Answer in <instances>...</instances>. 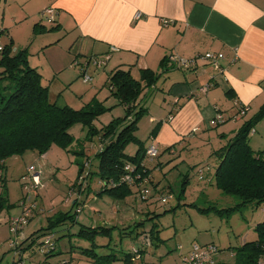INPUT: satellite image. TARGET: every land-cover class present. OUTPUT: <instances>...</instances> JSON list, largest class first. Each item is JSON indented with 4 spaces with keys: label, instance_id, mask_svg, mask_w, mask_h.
<instances>
[{
    "label": "rangeland",
    "instance_id": "374dc122",
    "mask_svg": "<svg viewBox=\"0 0 264 264\" xmlns=\"http://www.w3.org/2000/svg\"><path fill=\"white\" fill-rule=\"evenodd\" d=\"M140 17L137 18L135 14L133 19L137 20ZM40 18L39 16V20H42ZM6 21H8L6 26L10 29L7 28L6 34H0V45L2 47L8 45L9 38L14 36L16 41L11 45L10 52L22 51L21 45L29 41L30 28L19 29L24 26L15 25L7 18ZM164 21L168 20H162L163 24ZM42 22V26L52 29L51 24L54 22L49 20H42ZM13 31H15L14 34H11ZM38 33L40 35V29ZM38 43L40 41L30 43L29 48L35 50ZM61 47L62 50L68 51L66 41L61 43ZM54 50V55L49 51L50 59L55 57L61 62L67 59L59 48ZM113 54L116 52L111 53ZM106 56V52L101 53L100 56L92 55L90 59L70 54L67 59L68 69L61 68V71L57 73L53 68L42 70V83L48 85L50 96L59 106H69L80 110L96 102L95 105L101 104L105 107L107 110L100 113L98 119L92 123L94 127L107 125L115 119H121L123 122L119 127H123L130 124L131 119L126 118L125 109L118 105V101L113 96H110L111 93L106 83L108 72L119 60L116 55L112 62L107 61L104 65L103 60ZM115 59L117 62H114ZM128 67L123 68L130 69L135 79L139 78V73L132 67ZM210 68L218 72L217 69ZM0 72H2L1 68ZM85 78H88L87 82L84 81ZM161 82L159 78L153 87L145 89L139 95V103H142V108L147 113L139 119L137 135L145 138V146L150 144L146 139L152 131L147 116L152 114L156 121L169 122L168 117L172 114L171 111L179 107V104L174 106L173 98L162 91L163 83ZM11 85L10 79L0 80V94L8 95L12 91ZM6 86L9 89L5 90ZM175 114L174 112L173 115ZM244 117L237 116L239 120ZM224 119V124L231 123L230 121L233 120L226 119V117ZM164 125L158 127L155 140L153 139L158 152L154 160L160 165L153 167L150 171V183L146 185L148 199L142 202L137 198V192L130 194L124 198L125 200L111 197L98 198L91 194L87 198V192L90 190L83 188L87 186L86 179L82 183L78 182L79 168L91 160L92 165H96L97 150L95 148L98 141L95 136L91 140H86L88 128L79 123L74 124L69 131L73 140L67 150L60 145L53 144L42 156L27 151L22 156L5 159L2 165L4 167L0 169L2 174L0 179V264H58L61 259L67 257L69 259V256H74L73 264H91V259L80 254L77 248L72 252H64L45 260L44 256L38 253V242L34 243V246L25 248L22 252V262L19 260L20 256L16 257L13 254L14 250L9 244L20 242L27 234L47 225L48 218L58 210L66 213L69 211L73 216H75L73 213H76L75 220L77 221L76 224L66 223L52 230L51 233L59 237L68 230L70 233H77L80 225L101 229L113 227L109 233L97 235L96 244L99 249L95 250L101 255L113 253L116 259L111 261V264H182V257L188 254L194 243L214 245L217 248L216 253L213 254L215 263L233 264L237 249L242 247L243 243L257 239L255 227L257 223L264 221V203L258 206L246 205L243 208H237L238 198L224 194L214 183V169L219 162L215 157L216 150L224 145V142H220L217 136L219 125L202 124L199 129L193 128L190 134L182 136L176 143L168 134H165ZM232 128L235 129V126ZM254 129L264 130V116L252 127L249 137L255 134L259 136L258 132L254 133ZM223 132L229 133V127L223 129ZM77 148L84 151V155L79 156L71 151ZM127 148V150L133 149V145ZM135 151L136 149H133L128 152L135 153ZM208 166L211 167V171ZM31 167H34L35 172L40 174V184L37 187H34V184L26 178L29 174L28 169ZM88 168L89 166L84 167L83 176ZM89 184L90 188L98 189V179L95 177L92 180L90 178ZM138 204H150L147 210L151 212V216L156 213L153 218L146 219L143 222L144 226L140 227V232L151 226L154 227L156 239H153L151 245L145 246L144 252L137 259L126 262L122 257L134 247L141 248V239L134 238L136 232L129 236H120V232L123 225L131 224L132 226V223H139L141 217ZM23 210L29 211L27 223L19 231L11 232L9 229L11 220L19 218ZM132 212H137L136 217H139L137 221L128 220ZM47 237L42 235L35 240L40 242ZM70 239L72 244L80 248L81 246L86 247V242L76 237ZM24 246L29 245L24 242ZM66 248L69 250L68 245Z\"/></svg>",
    "mask_w": 264,
    "mask_h": 264
},
{
    "label": "crops",
    "instance_id": "0c3cea01",
    "mask_svg": "<svg viewBox=\"0 0 264 264\" xmlns=\"http://www.w3.org/2000/svg\"><path fill=\"white\" fill-rule=\"evenodd\" d=\"M0 6L1 34L10 29L6 18L24 26L19 29L30 28L29 41L21 46L26 49L29 66L40 76L46 68H53L56 73L61 68L68 69L70 54L90 58L105 52H116L110 53L109 63L116 55L119 60L110 71L129 66L139 77L140 70L163 72L162 91L179 107L171 111L169 122L156 121L152 114L147 116L152 131L146 141L165 124V134L176 143L193 128L208 126L217 113L223 119H233L218 126L219 141L233 138L264 108V0H2ZM48 9L52 10L48 14L53 16L52 29L42 26V20L48 16L43 13ZM137 13L141 17L135 20ZM162 20L173 23L165 26ZM14 38H9L12 44ZM35 41H40L38 47L29 48ZM64 41L68 51L61 49ZM58 48L67 57L62 62L49 57V51L54 55V49ZM211 51L224 56L221 71L211 70L203 60L196 61L186 71L169 69L162 62L169 55L186 60ZM206 83L213 87L203 94L199 89ZM138 105L143 107L141 102ZM239 105L248 108L240 120ZM227 127L230 132L226 134L223 129ZM259 130L254 129L259 136L255 134L248 141L256 152L264 151V130ZM138 133L139 128L134 135L144 141ZM154 164V168L160 165ZM136 216L132 212L128 220L137 219Z\"/></svg>",
    "mask_w": 264,
    "mask_h": 264
},
{
    "label": "trees",
    "instance_id": "16d2710c",
    "mask_svg": "<svg viewBox=\"0 0 264 264\" xmlns=\"http://www.w3.org/2000/svg\"><path fill=\"white\" fill-rule=\"evenodd\" d=\"M11 45L10 41L0 50V68L2 69L0 80L7 78L12 81V91L8 95L0 94V169L4 167L2 165L5 159L22 156L27 151L42 156L53 144L60 145L64 150L69 149L73 140L69 131L74 124L79 123L88 128L86 140H91L95 136L98 141L95 148L97 150L95 153L96 165L93 166L91 160L79 168L78 182L82 183L86 179L87 186L83 188L90 190L87 192V198L91 194L98 198L111 197L125 200L124 198L137 192V198L141 202L146 201L148 199L146 185L150 183L151 166H156L154 158L151 159L147 155V150L153 143L152 139L156 137L157 130L152 132L148 146H145V142L134 135L138 129L139 119L147 113L138 105V99L145 89L155 85L154 83L162 76L163 72L158 73L152 69L140 70V77L137 80L132 76L130 69L121 66L108 72L106 83L111 93L110 96H113L118 101V105L125 109L126 118L131 119V122L126 126L119 127L123 121L115 119L107 125L97 128L92 123L98 119L100 113L107 110L105 107L101 104V106L95 105L96 102L88 104L80 110L57 105V102L50 96L48 87L42 83V76L35 68L29 66L26 49L12 53L10 52ZM109 53L107 55H110ZM171 56L165 57L162 61L163 65L167 64V67H171L169 69L181 70L176 67V62L170 60ZM207 85L210 87L203 93L213 87V84ZM4 89L9 88L6 86ZM242 107L239 105V110ZM263 115L264 108L257 115L258 117L245 123L233 138L221 140L220 142H224V145L216 150L215 157L219 162L214 169V183L224 194L238 198L237 208H243L246 205L258 206L264 203V151L256 152L251 149L248 143L250 130L255 123L263 118ZM170 117L171 115L168 119ZM130 145L136 149L135 153L128 152L133 150H127ZM71 151L79 156L84 155V151L78 148ZM88 166L89 168L83 176L84 167ZM210 169L211 167H209V171H211ZM94 177L98 179V189L90 188L89 180ZM142 204H138L141 217L139 223H132V226L131 224L123 225L121 228L120 236H129L136 232L134 238L141 239V248L134 247L122 257L126 262L137 259L144 252L145 246L151 245L153 239H156L155 229L152 226L140 232V227L144 226L143 222L156 215L155 213L151 216V212L147 210L150 204ZM137 212L135 213L137 214ZM73 214L76 216V213ZM75 216L69 211L67 213L59 210L54 212L52 217L48 218L47 225L33 231L30 236H24V240L17 242L14 246L11 245L12 243L9 244L14 250L13 254L16 257L20 256L19 260L22 262V252L25 251V248L34 246V243L38 242V253L43 255L45 260L64 252H72L77 248L80 254L91 259V264H111L110 262L116 259L113 253L101 255L95 250L99 249L96 244L97 235L109 233L113 227L101 229L80 225L77 233H70L68 230L60 237L51 233L52 230L64 226L66 223L76 224ZM137 219L133 218L135 221ZM133 220L130 219L131 222ZM255 231L257 239L245 242L242 247L237 249L233 264H264V221L257 223ZM42 235L48 236L47 239L44 238L40 242L35 240ZM71 237L86 242V247L81 246L80 248V246L72 244ZM63 238L67 240H63ZM46 240H48L47 245H45ZM24 242L29 246H24ZM67 245L69 250L66 248ZM72 259L73 257L69 256V259L68 257L61 259L58 264H73Z\"/></svg>",
    "mask_w": 264,
    "mask_h": 264
},
{
    "label": "built area",
    "instance_id": "2783aa9c",
    "mask_svg": "<svg viewBox=\"0 0 264 264\" xmlns=\"http://www.w3.org/2000/svg\"><path fill=\"white\" fill-rule=\"evenodd\" d=\"M2 1V0H0ZM52 10L48 9L46 12L43 13V15H50V12ZM47 16V20L53 21V16ZM140 14H136V17L138 18ZM173 21H164V25H171ZM1 34V32H0ZM0 50H2V46L0 45ZM110 56L107 55L104 62H107L109 60ZM170 60L172 62H176V67L180 68L181 70H187L190 68V66L194 65L196 61L203 60L209 65L210 67H213L214 69H217L218 71H221V62L224 60V56L221 53H215V52H206L203 54L196 55L194 59H183L178 56H172L170 57ZM103 62V63H104ZM85 82L88 81V78L84 79ZM210 86H201L199 91L205 92ZM246 111H248V108L243 106L239 110V114L237 116H244ZM225 122V119L222 118L221 113H217L214 117V120L210 124H216L221 125ZM150 148L147 150V155L153 159L157 156V147L154 146L152 143ZM28 178L34 185V187H37L40 184V174L35 172V168L31 167L28 169ZM29 211L23 210L22 215H20L19 218H15L11 220V227L9 228L11 232L18 231L25 223H27L28 220ZM18 242V241H17ZM12 243L11 245L14 246ZM48 244V240L45 241V245ZM217 251V248L213 246L212 244L207 245H199L197 243H194L191 246V249L189 250L188 254L182 257V264H215L213 254H215Z\"/></svg>",
    "mask_w": 264,
    "mask_h": 264
}]
</instances>
